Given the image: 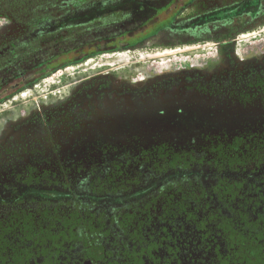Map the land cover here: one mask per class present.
Here are the masks:
<instances>
[{
    "label": "rangeland",
    "instance_id": "374dc122",
    "mask_svg": "<svg viewBox=\"0 0 264 264\" xmlns=\"http://www.w3.org/2000/svg\"><path fill=\"white\" fill-rule=\"evenodd\" d=\"M90 1L96 0H0V49L3 47V51L9 48L7 57L0 59V67H5V64L15 67L14 59L9 61L12 56H18L17 66H21V63L32 65L39 60L51 61L48 63L50 69L42 73V78L36 79L22 90L17 100L13 101L18 102L14 124L2 132L16 144L10 150L8 141L1 143L0 160L5 161V164H0V192H3V196L6 191L17 193L21 200L31 195L30 191L35 186L67 183L74 185L76 190L86 191L95 184L102 186L103 181L111 184L112 172H131L135 169L134 166H140L143 170L139 175L142 183H147L153 175L160 176L166 170L188 168L187 164H162L155 168L154 165L158 164H141L140 161L135 164L130 160L132 156L125 157L128 148L139 149L151 144L176 149L178 162H182L181 158L185 155L195 156V166L201 170L198 173L202 174L198 182L203 184L206 177L202 170L207 171V164L204 163L217 156L216 152L210 151L208 138L226 141L247 128H255L257 121L264 122V103L260 105L257 102L264 100L263 95L255 92L254 96L246 99L245 104H241V97L235 91L232 95L221 94L214 89L209 91L210 86L215 88L217 85L220 88L223 83L228 88H235L238 83L249 84V87L264 84V73L258 75L257 79L248 77L241 78V81L237 75L238 71L244 72L242 77H246V70H264V0H261L263 4L258 2L255 9H250L244 15L236 14L233 18L187 31L168 27L133 47L84 56L70 63L67 61L72 58L71 55L53 57L55 48H60L63 39L55 41L54 36L50 37L54 28L50 25L63 14ZM103 1L94 19L110 13L106 18L107 22H115L120 15L114 13L119 8L110 11L101 9L123 0ZM235 1L196 0L179 15L178 21L184 22L199 12H207ZM69 21L73 22L72 18L66 22L70 23ZM101 21L98 20V23ZM162 23L163 21L157 22L159 25ZM89 33L86 32L84 38L89 37ZM28 35L29 42H21L24 43L23 46L12 45L17 39H24ZM69 35L66 38H71L73 31L69 30ZM107 83L109 88H113V94L106 106H114L116 110L130 108L129 113L112 111L108 117L109 130L98 127L95 130L97 136L76 134L77 130L83 129L80 125H68L72 121L69 110L77 101L82 100L87 91L91 93L90 102H95V89L99 87L102 90L101 86ZM123 88L129 91L125 105L117 100L118 91ZM227 101H233V104L226 103ZM2 103L0 110L14 106L11 101ZM104 119L99 117L98 121L96 119L90 125L106 122ZM23 123L27 124V129L22 128ZM85 123L86 121H82L83 125ZM57 129L70 132L63 137L66 143L62 144L61 136L54 133ZM46 131L49 136H45ZM25 137L35 138V143L31 145L32 151L21 154V147L28 145L27 141H21ZM190 146L197 148V153H185L183 149ZM162 155L172 158L174 153ZM6 157L9 159L6 160ZM94 164L101 165L97 168ZM94 169L99 171L95 177L92 175ZM186 171L181 175L182 181L186 183H183V187L191 188L196 182L193 183L192 178L187 177L192 173L191 170ZM195 178L197 179L196 176ZM19 186L22 188L18 191ZM11 187H14L13 190H8ZM155 200H160V196H144L136 203L135 214L148 212ZM2 202L1 200V221H4L11 210H24L27 207L26 204H17L11 208ZM120 204L122 203H114L110 208L116 209L113 214L117 220L111 223V228L115 231L124 227L129 229L131 217H128L134 212ZM46 205L51 214L57 212L62 217L75 212L71 200L51 201ZM40 207L36 210H42ZM96 209L98 210L87 206L84 212ZM60 224L56 225L57 229ZM120 233L117 232L110 239L108 236L111 233L105 235L104 241L98 238L99 245L94 247L92 253L100 256L103 244H107L108 250L116 249L119 243L116 235L120 236Z\"/></svg>",
    "mask_w": 264,
    "mask_h": 264
},
{
    "label": "flooded vegetation",
    "instance_id": "af4514ba",
    "mask_svg": "<svg viewBox=\"0 0 264 264\" xmlns=\"http://www.w3.org/2000/svg\"><path fill=\"white\" fill-rule=\"evenodd\" d=\"M102 1H90L84 6L63 14L52 22V26L50 25V27L54 28L50 37L54 36L55 41L63 39L60 48H55L53 57L71 55L72 58L67 61L70 63L84 56L133 47L145 38L168 27L178 31L192 30L194 27L201 28L206 24L233 18L236 14L244 15L250 9H255L258 2L263 4L261 0H236L233 4L222 5L207 12H199L184 22H180L178 21L179 15L196 0H154L156 3L158 2L156 4L157 7L165 6L157 17L158 21L165 22V26L156 23L150 27H144L147 26L146 20L149 17L148 14L151 15L153 13L152 10L148 11L145 9L137 13L131 10H118L114 14H119V18L115 22L110 23L107 22L106 18L111 14H103L104 16L101 15L102 17L94 19V16L99 12V6L103 4ZM103 2L105 3V0ZM62 3L67 4L66 1H62ZM100 3L102 4L100 5ZM152 7L153 5L150 6V8ZM69 18H72L73 22L69 21L70 23H67L66 21ZM89 18L92 20L90 21ZM98 20H102L101 23H98ZM69 30L73 31V35L71 38H66L70 37ZM86 32H90L89 37L84 38ZM29 38L30 35L24 39H17L12 45L16 47L19 45L23 46L24 43L21 42L25 40L29 42ZM100 39L103 40L100 41ZM1 49L0 59L7 57L9 48H5L3 51ZM11 59H14L16 63L15 67L8 64H5L3 68L0 67V105L4 101H11L13 103L14 100H17V96L22 90L28 88L36 79L42 78V73L50 69V64H48L51 62L50 60H39L32 65L21 63V66H17L18 56H12L9 59L10 62L12 61ZM246 71L248 74L246 77H242L244 72H237L240 81L248 77L250 79H257L258 75L264 73L263 69L260 71L249 69ZM101 87L102 90H99V87L95 89L97 91L94 97L95 102H90L89 95L91 93L87 91L82 98L85 101H77L69 110L72 115L70 117L72 121L68 125L72 127L80 125L81 129H83L77 130L76 134L87 133L90 136H97L98 133L95 130L98 127H101V130H109L108 117L112 111H115V113H129L130 108H118L117 111L114 106H106L112 100L110 95L112 96L113 94V88H109L108 83ZM105 88L109 89L104 90ZM213 89L221 92V94L229 95H232L235 91L241 97V104H245L246 99L254 96L255 92L264 96V84L249 87V84L243 85L238 83L235 88H228L223 83V86L220 88L217 85H215V88L209 87L210 92ZM118 92L119 96L117 100L123 105L127 104L125 98H129V91L123 88ZM257 102L263 105L261 103H264V100H257ZM226 103L233 104V101H227ZM13 105V107L7 110L2 108L0 110V149H2L1 143L4 141H8L10 150L16 144L14 140H8L6 134L2 132L14 124L15 110L18 102L13 103ZM99 117L105 118L106 122L90 125L96 119L98 121ZM82 121H86L85 125L82 124ZM259 121H257L255 128H247L241 133L227 138L226 141L213 139V137L210 140L208 138L209 149L212 152H216L217 156L205 161L204 164H207V171L203 172L204 170H202L203 175L206 177V181L203 184L202 182H198L202 174L198 173L201 170L195 166L196 157H190L191 153L195 154L197 153L195 151H198L193 146L183 149L185 153L191 155L189 157L187 155L183 156L181 158L183 159L181 160L182 162H178L176 149L166 145L163 147L151 144V146L140 147L139 149L131 147L125 151V157L130 158L132 156L130 160L134 161L135 164L138 161L141 164H158L154 165L155 168L162 166V164H187L188 168L186 170H191L190 172H192L187 177L188 179L192 178L193 183L196 182L191 188L183 187L186 184L182 181L183 174L187 172L185 169L166 170L161 172L160 176L153 175L147 183H142L139 175L143 173V170L140 169V166H134L138 171H133L135 170L133 169L131 172L128 170V172L121 174L112 172L111 184L104 183L103 181L101 182L102 186L95 184V186L86 191H79L78 188L77 191L74 185L67 183L57 186L42 185V187L35 186L36 188H32L30 191L32 192L31 195L21 200V196L17 193L12 194L10 191H6V194L3 196V192L1 191L0 201L2 200L4 205L12 208L17 204H26L27 207L24 210H11L4 221L0 220V232L11 233V235H6V237H10V245H15L18 242L17 246L19 247L28 246L29 248H34L35 253L34 255L31 254L32 257L29 260L32 264H256L253 259L252 262L249 261V255L244 254L239 248H242L244 252L245 250L248 252L253 249L254 245L258 244L257 240L264 244V190L260 188L264 180V122ZM26 126V123L22 124L23 129H27ZM54 133L61 136L62 144L66 143L63 137L70 134V132L66 133L58 129ZM45 136H49L48 131H46ZM21 141H27L28 144L26 147L25 145L21 147V154L24 151L33 150H31V145L35 143V138L25 137ZM168 152L174 153V156L168 158L162 155ZM137 156H139L138 158H142V160L135 158ZM7 159L9 158L6 157ZM232 160H234L233 164L260 165H257L255 168H246L244 171H236L234 176L228 174L227 171L225 172L227 173V177L224 178L223 173L221 176H217L215 173L217 166L215 165L230 164ZM0 164H5V161L0 160ZM98 165L101 164H94L97 168ZM148 170L149 168L147 167ZM96 172L99 174L97 169H94L92 172L94 177L97 174ZM231 176L238 180H245L241 188L235 187L234 190L238 192L235 193V196H232V193L228 191L229 188L226 184L223 187L217 186L220 180H231ZM251 184L254 187L251 188ZM31 186L34 187L33 184ZM215 186L222 191L223 195L221 197L216 195V190L213 189ZM19 187L18 191L22 188ZM13 188L11 187L8 190H13ZM248 188L252 191L244 192ZM213 191L215 193L212 200L209 194H212ZM194 192H197L196 196L210 202V205L205 209L197 208L198 203L193 201V197H196L192 195ZM156 194L160 196V200H155L154 206L148 209V212L135 214L134 207L138 201L144 196L148 198V196ZM258 194H260L261 201L256 206L255 200H252V198L255 199ZM181 197L186 199L187 207L185 211H194L195 214L198 211L197 214L200 218L204 216V221L200 228L196 224L200 219L195 218L197 221L188 220L185 224L183 222L184 229H182L183 225L180 224L181 220L178 217L181 213L177 205ZM61 200H71L73 202L72 208L75 212H70L62 217L57 212L56 214H51L52 212L47 210L46 204L48 202ZM240 200L242 202L246 200L251 202L250 204L244 203L241 205V208L242 206L246 208V219H244L241 213L237 215L233 214L232 210L226 208L227 206L224 205V202L237 201L234 205V207H237L238 204L242 203ZM193 202L195 206H191ZM114 203H122L120 205L127 206L125 209H132L134 211L132 212V216L134 215V217H128H131L129 229L124 227L125 230L120 228L118 231H115L111 228V223L117 220L113 214L116 209L110 210ZM39 206H41L40 209L42 210H36ZM87 206L98 208V210L86 213L84 209ZM102 208L103 210H101ZM151 210H154V212ZM124 218L122 217V219ZM221 218H226V220L232 222L233 226L226 223L222 227L220 225ZM254 221H257L259 224L257 228H254ZM58 223L61 224L57 229L56 225ZM126 223L128 224L129 221ZM179 229L182 231L178 234ZM23 232L32 235V237L28 238L29 242L27 244L20 242L18 237ZM117 232L121 235H116L119 239L116 249L111 248L108 250L106 248L107 244H103L100 256H95L92 253L94 247L99 245L100 238H102L101 241H104L103 237L111 233L108 236L110 239ZM2 237L4 238V235ZM195 244L196 248L200 250L191 252ZM179 246L182 247L179 248ZM44 260L46 262H42ZM1 262L5 264L3 260Z\"/></svg>",
    "mask_w": 264,
    "mask_h": 264
},
{
    "label": "trees",
    "instance_id": "16d2710c",
    "mask_svg": "<svg viewBox=\"0 0 264 264\" xmlns=\"http://www.w3.org/2000/svg\"><path fill=\"white\" fill-rule=\"evenodd\" d=\"M150 3H152V5H153L152 8H150V6H152V5H150ZM157 3L154 0H123V1H120L116 4H114V5L113 4L106 5L103 9H101V11H110V10H114L116 8L117 9L119 8L118 10H120V11L131 10L132 12L137 13L138 11L141 12L142 10H145V9H147L148 11L152 10L153 13L151 15L148 14L149 17L146 20L147 26H144V27H148V26L150 27L151 25H155L158 22V18H157L158 14L161 11V9L165 7V6L157 7L156 6ZM107 14H110V13H107ZM164 23H162L163 26H165ZM101 40H103V39H100V41ZM230 162H231L230 164H216L215 165V166H217L216 171H215L216 175L221 176V174L223 173V175H224L223 177L225 178V177H227V173H225L227 171L228 174L234 176L236 171L237 172L240 170L244 171L246 168H249V167L255 168L257 165H260V164H233L234 160H232ZM232 176H231V178H232ZM244 182H245V180H238V179L232 178L231 180H227V181L220 180L217 183V186L223 187V186L227 185L229 188L228 191L230 193H232V196L233 195L235 196L236 195L235 193H238L237 191L234 190L235 187L237 186V187L241 188L243 186ZM252 187H254L253 184H251V188ZM260 188H262L264 190V180H263V184L260 185ZM213 189L216 190V195H218V197H221L223 195L220 188H217L215 186V187H213ZM202 190H203V188H202ZM249 191H252V190H250V188L244 190V192H249ZM214 193H215V191H213L212 194L211 193L209 194L210 199L214 196ZM192 195L196 196L197 192H194ZM197 197L198 196L193 197V199H194L193 201L198 203V205H199V206L197 205V208L205 209L206 207H208L210 205V202H208L207 200H203L200 197H198V198ZM213 199L214 198H212V200ZM252 200H255V203L257 206V203H259L261 201L260 200V194H258L255 199L252 198ZM240 201L242 202V200H240ZM194 202H193V205H191V206H195ZM236 203H237V201H231V202L228 201V202H224V205L227 206L226 208L231 209L233 214L237 215V214L241 213L243 215L244 219H246L247 218L246 208H245V206H242V208H241V205L244 203L250 204L251 202L249 200H246V201L242 202L241 204H238L237 207H234V205ZM177 205L179 206V210L181 213L178 216L181 220L180 224H182L183 222L185 224L186 221H188V220L197 221L196 219H200V220H198V223L196 222V224L199 225L198 228H200V226L203 224L204 216H202L200 218L197 214L198 211L196 212V214L194 211H188V210L185 211V209L187 207L186 199H184L182 197L179 198ZM256 206H255V208H256ZM195 210H196V208H195ZM226 223L229 224L230 226H233L232 222H229L228 220H226V218H221L220 225L223 227V225H225ZM253 224H254V228H257L259 225L257 221H254ZM182 229H184V225H183ZM181 231L182 230L179 229L178 234L181 233ZM6 233L0 232V264H2V262H1L2 260H3V262H5V264H32V263H30L29 260L32 257V255H34L35 249L29 248L28 246L19 247V246H17L18 242H16L15 245H10V243H9L10 237H6V235H9V234L11 235V233H9V232H6ZM3 235H4V238L2 237ZM38 236H39V234H38ZM18 237L20 239V242L27 244V242H29L28 238L32 237V235L27 233V232H23V233L19 234ZM257 242H258V244L254 245L253 249L251 251L247 252V250H245V252H244L242 250V248H239V250L242 251L244 254L249 255V258H248L249 261L252 262V259H253V261L256 264H264V244L260 243L259 240H257ZM180 247H182V246H179V248ZM196 250H200V249H197L196 244H195V246L192 247L191 252H195ZM42 262H46V261L44 260Z\"/></svg>",
    "mask_w": 264,
    "mask_h": 264
}]
</instances>
